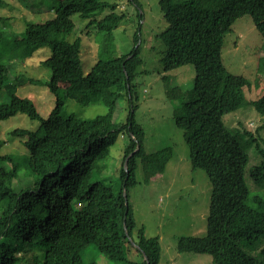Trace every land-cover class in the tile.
Instances as JSON below:
<instances>
[{"label":"trees","instance_id":"trees-1","mask_svg":"<svg viewBox=\"0 0 264 264\" xmlns=\"http://www.w3.org/2000/svg\"><path fill=\"white\" fill-rule=\"evenodd\" d=\"M20 1L28 5V0ZM124 1L57 0L50 21L26 24L21 36L9 39L0 30V45L9 51V60L23 62L42 47L52 48L40 64L50 71L46 87L55 97L54 108L43 118L30 99L15 93L18 84L39 81L20 76L6 86L11 102L0 105V121L22 114L39 125L36 130L10 132L21 140L23 156H0V264H86L82 253L91 245L110 262L129 263L132 250L140 259L135 264H160L158 238L146 237L144 228L137 226L128 199L138 183V167L150 178L162 172L173 150L166 147L147 154L143 129L134 119L143 13L138 15L131 50L97 61L87 74L81 63V39H66L75 28L72 17L78 15L87 20L86 29L103 32V54L124 17L118 14ZM216 2L214 8H207L193 0H158L167 24L156 35L164 45L163 72L185 65L195 72L191 89L173 109L174 124L182 132L191 169L202 170L212 187L206 235L180 238L177 251L207 255L212 264H264V248L259 254L245 250L264 238V195L256 192L264 190V149L256 144L260 160L248 168L254 136L239 124L238 132H233L223 121L225 115L246 107L264 115V94L247 100L243 90L249 81L228 72L222 59L225 37L243 16H250L264 39V0ZM4 22L0 17L2 26ZM4 85L0 64V89ZM110 89L115 92L107 101L108 114L84 120L65 113L67 100L87 106L91 96ZM120 96L131 103L125 123L112 117ZM120 135L127 137L128 144L117 178H95L97 163L107 159ZM259 141L264 146V137Z\"/></svg>","mask_w":264,"mask_h":264},{"label":"rangeland","instance_id":"rangeland-1","mask_svg":"<svg viewBox=\"0 0 264 264\" xmlns=\"http://www.w3.org/2000/svg\"><path fill=\"white\" fill-rule=\"evenodd\" d=\"M0 5V17L6 22L0 24L3 37L9 39L21 36L26 24H42L54 18L57 0H28L26 6L20 0H3ZM127 1V0H126ZM123 2L118 14L124 15L117 28L113 31L111 47L102 54L104 44L103 32L86 29L87 20L78 15L72 17L74 30L66 36L73 41L81 39V63L87 74L99 60H110L131 50L133 36L137 28L138 15L143 13L141 30L142 65L138 68L134 80V119L144 132V150L147 154L160 152L172 147V155L163 167L162 172L156 171L149 175L138 167L136 170L137 185L129 191V204L138 227L144 228L146 237L158 238L161 249L160 264H212L207 255L179 253L177 242L182 237H202L207 233V216L212 192L208 177L202 170H192L188 150L183 141L181 130L176 128L173 120V109L178 106L190 90L194 80V69L185 65L164 73L160 62L164 45L156 35L163 31L167 24L162 19L158 0H136L140 6ZM199 7L214 8L216 0H193ZM52 48L42 47L34 52L29 59L19 62L9 60L10 53L0 45V64L5 70V85L0 89V105L9 104L11 96L7 85L18 77L34 79L40 84H18L16 96L30 99L37 112L47 118L55 106V97L49 92L46 84L50 80V71L43 68L40 62L52 54ZM223 64L228 72L244 76L250 83L243 90L247 100H256L264 94V39L255 29L250 16L238 19L231 31L226 35L222 47ZM167 76L166 80L163 77ZM115 89V88H114ZM114 89L91 96L87 106H81L67 100L64 111L80 119L88 120L104 116L110 109L107 101ZM131 103L124 96L116 99L112 111L113 120L125 123ZM225 126L238 132V124L248 129L254 138L251 140L249 165L260 160L256 144L264 146L259 138L264 137V115L254 108H242L236 113L223 117ZM39 123L31 121L22 114H17L5 121H0V156H23L26 150L21 140L10 136L15 129L36 130ZM128 144L126 136H118L110 146L109 155L103 162L97 163L95 178L115 180L120 171L123 152ZM24 173V170H21ZM255 189V187H253ZM264 195V190L256 191ZM264 248V238L255 245L245 249L248 253L259 254ZM132 254V256H131ZM86 264H135L140 259L130 250L129 263L110 262L103 258L94 245L88 246L82 253ZM264 257V255H263ZM40 264V261L37 263Z\"/></svg>","mask_w":264,"mask_h":264},{"label":"water","instance_id":"water-1","mask_svg":"<svg viewBox=\"0 0 264 264\" xmlns=\"http://www.w3.org/2000/svg\"><path fill=\"white\" fill-rule=\"evenodd\" d=\"M139 147H137V149H138ZM127 161H128V158L125 160V162H124V168H126L127 167ZM123 195L124 196H126V194H125V192L123 193Z\"/></svg>","mask_w":264,"mask_h":264}]
</instances>
